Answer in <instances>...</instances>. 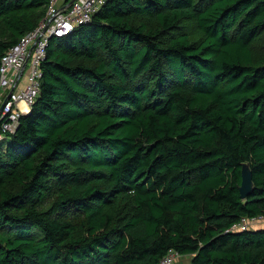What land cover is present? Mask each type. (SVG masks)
Wrapping results in <instances>:
<instances>
[{
    "label": "trees",
    "instance_id": "trees-1",
    "mask_svg": "<svg viewBox=\"0 0 264 264\" xmlns=\"http://www.w3.org/2000/svg\"><path fill=\"white\" fill-rule=\"evenodd\" d=\"M47 4L0 0V60ZM262 48L264 0H108L51 37L0 141V264H264V226L229 231L264 217Z\"/></svg>",
    "mask_w": 264,
    "mask_h": 264
},
{
    "label": "built area",
    "instance_id": "built-area-1",
    "mask_svg": "<svg viewBox=\"0 0 264 264\" xmlns=\"http://www.w3.org/2000/svg\"><path fill=\"white\" fill-rule=\"evenodd\" d=\"M108 0H48L36 28L7 50L0 60V141L13 134L39 94L41 64L51 37H62L88 24ZM264 226V217L242 218L230 232ZM180 257L169 251L158 264H173Z\"/></svg>",
    "mask_w": 264,
    "mask_h": 264
},
{
    "label": "water",
    "instance_id": "water-1",
    "mask_svg": "<svg viewBox=\"0 0 264 264\" xmlns=\"http://www.w3.org/2000/svg\"><path fill=\"white\" fill-rule=\"evenodd\" d=\"M240 179L241 181H240V185L238 186V192H239L240 198L242 200H245L246 198H248V196L251 194V192L254 189V184L252 181V172L250 170L248 163H244L241 165Z\"/></svg>",
    "mask_w": 264,
    "mask_h": 264
},
{
    "label": "rangeland",
    "instance_id": "rangeland-1",
    "mask_svg": "<svg viewBox=\"0 0 264 264\" xmlns=\"http://www.w3.org/2000/svg\"><path fill=\"white\" fill-rule=\"evenodd\" d=\"M261 51H264V48L261 49ZM7 141H5L6 143ZM3 142H0V145H2ZM190 258L189 257H178L175 259L173 264H189Z\"/></svg>",
    "mask_w": 264,
    "mask_h": 264
}]
</instances>
